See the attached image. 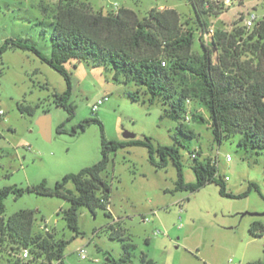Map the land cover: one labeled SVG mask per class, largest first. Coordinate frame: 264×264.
I'll use <instances>...</instances> for the list:
<instances>
[{
  "label": "rangeland",
  "instance_id": "rangeland-1",
  "mask_svg": "<svg viewBox=\"0 0 264 264\" xmlns=\"http://www.w3.org/2000/svg\"><path fill=\"white\" fill-rule=\"evenodd\" d=\"M58 1L0 0V47L5 39L11 38L22 40L47 55L51 47L52 10ZM80 1L103 14L129 8L140 18L150 9L170 7L180 14L184 29L193 26L194 21L192 9L185 0ZM251 2L256 4V15L264 17V0ZM237 10L234 5L208 22L215 31H229L239 21ZM198 38L195 33L193 50L196 52L200 51ZM219 53H213L214 61ZM64 66L71 77L69 102L75 107L70 120L66 110L53 102V94H61L67 88L58 72L29 50L8 48L0 52V190L10 186L25 190L42 181L51 188L64 175L94 165L101 156L102 133L105 139L113 141L131 139L125 137L128 133L137 139L150 138L155 147L176 144L185 184L196 181L190 155L196 149L200 150L199 161L206 158L216 161L218 175L228 193L243 195L251 184L258 189H251L242 197L222 196L219 186L213 182L194 192L177 190L178 173L170 159L164 168H158L151 163L145 147L126 146L112 155L107 170L102 173L110 186L107 209L97 208L92 213L86 207L79 208L77 236L66 227L61 213L69 203L58 197L26 191L15 197L10 193L4 199V219L20 210H33L34 236L51 234L54 241L68 240L63 263L52 264L118 262L124 256V242L109 237L105 230L110 225L135 245L130 264H140L142 253L153 264L264 263L263 153L239 147L236 136L217 143L207 112L196 102H190L188 110L207 122L187 120L184 124L194 132V137L189 139L178 130L177 121L164 115L167 106L160 99L151 102L144 87L124 83L122 77L115 80L109 66L77 60H70ZM134 94L136 100L132 98ZM100 99L104 100L103 104L92 111ZM21 105L35 107L33 114L21 113ZM43 116H48L50 123L49 141L42 138L37 125ZM90 117L101 122L102 130L98 124L79 129L78 124ZM61 125L64 132L59 133ZM227 156L230 161L226 160ZM154 159L159 160L157 155ZM66 188L73 190L70 183ZM253 221L262 225L263 236L255 237L249 232ZM44 224L48 231L41 229ZM80 249L85 250V259L80 258ZM9 254L11 259L24 264L46 263L43 257L28 262L29 254L25 258L23 250ZM0 264H4L3 259Z\"/></svg>",
  "mask_w": 264,
  "mask_h": 264
},
{
  "label": "trees",
  "instance_id": "trees-1",
  "mask_svg": "<svg viewBox=\"0 0 264 264\" xmlns=\"http://www.w3.org/2000/svg\"><path fill=\"white\" fill-rule=\"evenodd\" d=\"M185 1L192 9L194 21L193 26L184 29L180 14L173 8L150 9L140 18L134 10L125 7L115 13L103 14L80 0H59L52 10L51 47L47 55L22 40L11 38L4 40L0 52L8 48L29 50L64 78L67 88L61 94L54 93L53 102L66 110L67 120L73 117L75 107L69 102L71 77L64 65L70 60L91 61L94 66H109L115 80L122 77L124 83L144 87L151 102L160 99L167 106L164 115L177 121L178 130L187 138L194 137V132L184 124L187 120L207 122L201 115L188 110L189 103L196 102L207 112L217 143L236 136L239 147L264 154V17L251 29L240 25L241 20L234 22L229 31L216 29L208 45L198 38L200 51L196 52L193 50L194 34L199 27L207 25L208 18L202 15L197 0ZM185 24L189 25V22L185 21ZM215 51L220 53L214 61ZM132 98L136 100L137 95ZM19 109L21 113L27 111L32 115L35 107L21 105ZM91 124H98L102 130L101 122L93 117L82 120L78 127L85 130ZM62 126L58 127L59 133L64 132ZM126 146L145 147L151 163L158 168H164L170 159L178 173L177 190L194 192L213 182L219 186L222 196L242 197L251 189H258L251 184L243 195L228 193L218 175L216 161L210 158L199 161L200 150L196 149L190 152V155L195 152V157L191 158L196 181L185 184L176 144L155 147L148 137L113 141L105 139L102 133L101 156L94 165L64 175L51 188L42 181L25 190L12 186L0 190V260L3 259L4 264H24L11 259L9 253L26 249L28 262L43 257L45 264L63 263V253L69 241H54L51 234L34 236L32 229L36 217L33 210H20L4 219V199L10 193L17 197L26 191L68 201L69 207L61 212L62 217L66 227L77 236L79 208L86 207L92 213L97 208L107 209L110 186L102 173L107 170L112 155ZM155 155L158 161L154 159ZM69 183L73 190L66 188ZM105 215L110 217V213ZM105 231L110 238L124 242V256L113 264H130L135 245L111 225ZM262 231L263 227L257 221L249 226V232L255 237L263 236ZM145 243L148 244V240ZM3 253H6L5 258ZM140 264L153 262L142 253Z\"/></svg>",
  "mask_w": 264,
  "mask_h": 264
},
{
  "label": "built area",
  "instance_id": "built-area-1",
  "mask_svg": "<svg viewBox=\"0 0 264 264\" xmlns=\"http://www.w3.org/2000/svg\"><path fill=\"white\" fill-rule=\"evenodd\" d=\"M251 1L252 0H197L203 12L202 15L208 19L217 17L222 13L227 12L232 6L236 5L238 8L236 11L237 18L241 20V25L246 29H251L256 24V22L261 19V17H258L254 11L256 4H253ZM115 7H117V5H115ZM196 34L199 35V40L204 45H208L211 43V40L215 34V30L213 25L208 22L205 27H199V29L196 31ZM162 64L164 65V63ZM103 101L104 100L101 99L98 100L92 106V111H96L98 107L103 104ZM191 157H195V152L191 154ZM226 160L230 161L231 158L227 156ZM41 229L48 231V228L45 226V224L41 226ZM23 256L25 258L28 257V251L26 249H23ZM79 256L81 259H85V250L80 249Z\"/></svg>",
  "mask_w": 264,
  "mask_h": 264
},
{
  "label": "water",
  "instance_id": "water-1",
  "mask_svg": "<svg viewBox=\"0 0 264 264\" xmlns=\"http://www.w3.org/2000/svg\"><path fill=\"white\" fill-rule=\"evenodd\" d=\"M37 125L39 127V133L41 134L42 138L46 141L50 140V123L48 116H43L37 121ZM126 138L133 139L135 137L134 134H125ZM252 216H257V214H250ZM108 260V258L106 259Z\"/></svg>",
  "mask_w": 264,
  "mask_h": 264
},
{
  "label": "crops",
  "instance_id": "crops-1",
  "mask_svg": "<svg viewBox=\"0 0 264 264\" xmlns=\"http://www.w3.org/2000/svg\"><path fill=\"white\" fill-rule=\"evenodd\" d=\"M160 8H162V7H160ZM165 8H170V7H165Z\"/></svg>",
  "mask_w": 264,
  "mask_h": 264
}]
</instances>
